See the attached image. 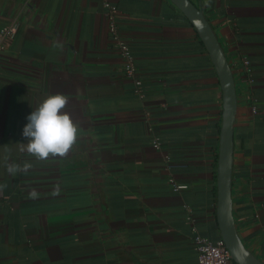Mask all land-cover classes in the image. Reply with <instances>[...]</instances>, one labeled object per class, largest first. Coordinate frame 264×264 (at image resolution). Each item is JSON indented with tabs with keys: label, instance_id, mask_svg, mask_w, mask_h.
Segmentation results:
<instances>
[{
	"label": "crops",
	"instance_id": "obj_1",
	"mask_svg": "<svg viewBox=\"0 0 264 264\" xmlns=\"http://www.w3.org/2000/svg\"><path fill=\"white\" fill-rule=\"evenodd\" d=\"M106 1L118 8L143 98L110 38ZM191 1L234 73L233 213L264 261V0ZM14 22L0 52V264H198L193 226L222 238L224 101L189 18L172 0H0V27ZM52 94L69 97L79 136L64 157L38 160L22 132ZM172 178L188 188L175 191Z\"/></svg>",
	"mask_w": 264,
	"mask_h": 264
},
{
	"label": "water",
	"instance_id": "obj_2",
	"mask_svg": "<svg viewBox=\"0 0 264 264\" xmlns=\"http://www.w3.org/2000/svg\"><path fill=\"white\" fill-rule=\"evenodd\" d=\"M189 18L205 43L215 64L223 88V122L218 158L217 220L231 257L237 264H264L252 254L239 236L233 213L232 176L234 152V122L237 112V90L234 73L224 49L201 7L191 0H172Z\"/></svg>",
	"mask_w": 264,
	"mask_h": 264
},
{
	"label": "built area",
	"instance_id": "obj_3",
	"mask_svg": "<svg viewBox=\"0 0 264 264\" xmlns=\"http://www.w3.org/2000/svg\"><path fill=\"white\" fill-rule=\"evenodd\" d=\"M104 7L110 38L123 61L124 72L128 78L133 80L135 92L143 98L145 96L143 80L138 75L135 56L129 43L123 38L119 31L118 8L110 1H106ZM17 32L18 24L16 22L0 27V52L12 45ZM243 64L245 72L250 74L252 69L249 59L244 58ZM254 112H256L255 109ZM154 146L160 148L161 141L158 138L154 141ZM170 181L175 191L188 188L186 184L175 183L173 178ZM192 229L194 231V244L197 251L198 264H237L232 259L230 251L222 238L213 240L199 233L196 226H193Z\"/></svg>",
	"mask_w": 264,
	"mask_h": 264
},
{
	"label": "clouds",
	"instance_id": "obj_4",
	"mask_svg": "<svg viewBox=\"0 0 264 264\" xmlns=\"http://www.w3.org/2000/svg\"><path fill=\"white\" fill-rule=\"evenodd\" d=\"M68 103L67 95L52 94L27 116L22 135L28 141V153L36 159L64 157L76 143L80 129L65 111Z\"/></svg>",
	"mask_w": 264,
	"mask_h": 264
}]
</instances>
